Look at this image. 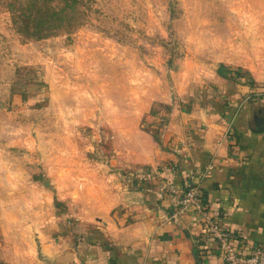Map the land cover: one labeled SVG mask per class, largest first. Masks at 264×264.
Listing matches in <instances>:
<instances>
[{"label": "rangeland", "instance_id": "obj_1", "mask_svg": "<svg viewBox=\"0 0 264 264\" xmlns=\"http://www.w3.org/2000/svg\"><path fill=\"white\" fill-rule=\"evenodd\" d=\"M231 68L264 81V0H0V264L117 209Z\"/></svg>", "mask_w": 264, "mask_h": 264}, {"label": "crops", "instance_id": "obj_2", "mask_svg": "<svg viewBox=\"0 0 264 264\" xmlns=\"http://www.w3.org/2000/svg\"><path fill=\"white\" fill-rule=\"evenodd\" d=\"M192 107L173 109L156 155L136 171V185L120 195L117 209L56 222L42 231L41 252L24 246L4 262L226 264L215 241H200L201 216L179 207L190 186L199 187L209 215L235 234V246L245 253L264 246V130L255 121L264 116V81L248 84L233 68L218 72Z\"/></svg>", "mask_w": 264, "mask_h": 264}, {"label": "built area", "instance_id": "obj_3", "mask_svg": "<svg viewBox=\"0 0 264 264\" xmlns=\"http://www.w3.org/2000/svg\"><path fill=\"white\" fill-rule=\"evenodd\" d=\"M170 190L176 192L177 188L171 185ZM179 207L181 210L192 209L201 216L203 228L200 241H215L226 264H264V246L254 245L248 253L235 246L232 243L235 234L209 215L199 187L183 188Z\"/></svg>", "mask_w": 264, "mask_h": 264}, {"label": "trees", "instance_id": "obj_4", "mask_svg": "<svg viewBox=\"0 0 264 264\" xmlns=\"http://www.w3.org/2000/svg\"><path fill=\"white\" fill-rule=\"evenodd\" d=\"M35 11L38 12V10H35ZM21 25L24 27L23 23H21ZM21 25H20V27H21ZM50 27H51L50 25L47 26L46 24H43V22L40 20V21L36 22L34 32L39 33V32H42L44 29L50 28Z\"/></svg>", "mask_w": 264, "mask_h": 264}, {"label": "water", "instance_id": "obj_5", "mask_svg": "<svg viewBox=\"0 0 264 264\" xmlns=\"http://www.w3.org/2000/svg\"><path fill=\"white\" fill-rule=\"evenodd\" d=\"M255 121L257 124V129L260 131L264 130V116H257Z\"/></svg>", "mask_w": 264, "mask_h": 264}]
</instances>
